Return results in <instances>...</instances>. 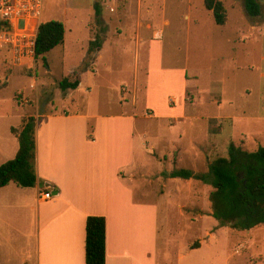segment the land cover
Listing matches in <instances>:
<instances>
[{"label": "rangeland", "instance_id": "1", "mask_svg": "<svg viewBox=\"0 0 264 264\" xmlns=\"http://www.w3.org/2000/svg\"><path fill=\"white\" fill-rule=\"evenodd\" d=\"M106 1V14H112L113 19L111 58L104 54L95 75L85 76L84 87L63 92L60 79L79 68L86 53L84 44L99 31L95 4L99 2L105 9ZM204 1L153 0V22L164 35L155 38L142 28L139 42L138 0H45L42 21L58 20L66 26L65 47L48 53L49 65L38 57L29 69L14 66L8 47L0 46L1 64L16 72L8 84L0 85L6 109H26L27 116L46 113V109L50 113L55 109L81 111L92 117L129 111L136 113V129L141 131L160 130L158 121L148 114L159 115L166 106L178 107L186 116L180 121H163L162 130L167 135L177 126L187 131V138L181 147L165 145L153 152L158 162L166 161L176 170L178 162H183L186 170H192L190 163L199 162V173L208 172L210 162L229 156L232 142L256 151L264 146V20H253L244 0H222L228 21L218 25ZM259 1L264 11V0ZM110 5L116 13L110 12ZM7 29L0 26V35ZM89 65L93 68L92 62ZM149 69L150 83L146 77ZM0 74L4 75V70ZM136 76L138 90L134 87ZM92 121L95 128L96 118ZM168 178H153L150 187L157 196L168 190L171 194L160 202L159 215L160 242L170 237L177 243L170 264H185L177 255L187 251L202 258L189 264H264V224L249 231L222 225L212 216L211 185L197 179L174 184ZM172 185L182 191H171ZM201 241L202 248L188 250L189 244L194 247Z\"/></svg>", "mask_w": 264, "mask_h": 264}, {"label": "crops", "instance_id": "2", "mask_svg": "<svg viewBox=\"0 0 264 264\" xmlns=\"http://www.w3.org/2000/svg\"><path fill=\"white\" fill-rule=\"evenodd\" d=\"M152 1L138 0L139 42L142 28L155 38L164 35L163 29H157L154 25L150 11ZM108 6L107 1L105 9L101 4L102 22L107 32L103 46L92 62L93 68L89 65L83 69L81 66L86 61L90 42L100 32L97 20L98 33L95 37L90 35L89 41L84 44L87 45L86 53L76 69L84 70L80 88L85 86L88 73L95 75L105 53L111 58L114 43L109 38V30L113 19L112 14H106ZM110 12L116 13L113 5H110ZM168 23V20L165 21V24ZM139 42L137 45L140 46ZM60 46L65 47V41L56 48ZM136 60L139 68L140 55ZM0 70H4V75L0 74V85L8 84L12 73H16L7 71L1 62ZM47 71L51 72L49 67ZM150 73L149 69L146 73L149 83ZM138 85L136 76L134 87L137 90ZM136 94L137 91L135 97ZM21 110L8 111L0 97V165L14 159L20 149L13 128L21 131L25 119L31 116H27L26 109ZM45 112L32 114L38 120L36 166L39 182L32 188H22L11 182L0 189V264H86V225L89 216H105L107 219V264H170L176 250L174 244L177 243L170 237L164 243L160 242L159 215L160 202H164L165 197L170 198L171 194L168 190L167 194L157 196L150 186L153 178L162 179L176 169L166 161H163L164 164L158 162L153 152L165 145L182 146L187 131L172 126L165 135L162 129H165L163 121H180L181 116L185 117L186 114L178 107L166 106L161 114L150 113L147 116L158 121L160 130L148 128L138 131V117L134 112L93 116L96 118L95 128L89 113L61 112L58 109L53 113L47 109ZM182 163L178 162L177 170L184 169ZM190 165L191 171L200 172L197 169L199 162ZM168 179L174 184L195 180ZM175 186H171V191H182ZM50 189L58 191V194L50 200H42L40 193ZM208 235L206 231V238ZM202 245V241L200 247L189 244L188 250L196 252ZM181 254L177 255V259L185 264L202 259L188 251Z\"/></svg>", "mask_w": 264, "mask_h": 264}, {"label": "trees", "instance_id": "3", "mask_svg": "<svg viewBox=\"0 0 264 264\" xmlns=\"http://www.w3.org/2000/svg\"><path fill=\"white\" fill-rule=\"evenodd\" d=\"M205 7L211 11L218 25L228 21L226 6L222 0H205ZM248 15L253 20H264L262 3L259 0H244ZM96 20L100 32L89 44L85 68L94 62L96 52L102 48L107 27L102 22V7L95 4ZM5 23L0 22V26ZM65 25L58 20L41 23L36 41V57H42L48 65L46 54L65 41ZM68 73L61 81L63 92L79 89L82 72ZM37 124L34 115L25 119L21 131L13 128L18 136L20 149L17 156L0 165V189L11 182L22 188H32L39 182L37 174ZM172 178L197 179L211 185L212 216L220 224L239 231H249L264 224V146L250 152L230 144L229 156L209 163L208 172L194 173L180 169L168 174ZM86 264H107V219L105 216H89L86 225ZM195 247H200L198 244Z\"/></svg>", "mask_w": 264, "mask_h": 264}, {"label": "built area", "instance_id": "4", "mask_svg": "<svg viewBox=\"0 0 264 264\" xmlns=\"http://www.w3.org/2000/svg\"><path fill=\"white\" fill-rule=\"evenodd\" d=\"M44 3L45 0H0V22L8 28L0 35V46L8 47L11 63L16 67L33 69L35 66L36 41ZM21 21L24 22L23 26L20 25ZM55 196L51 189L40 193L42 200Z\"/></svg>", "mask_w": 264, "mask_h": 264}, {"label": "water", "instance_id": "5", "mask_svg": "<svg viewBox=\"0 0 264 264\" xmlns=\"http://www.w3.org/2000/svg\"><path fill=\"white\" fill-rule=\"evenodd\" d=\"M54 194L57 195L58 194V191H55Z\"/></svg>", "mask_w": 264, "mask_h": 264}]
</instances>
